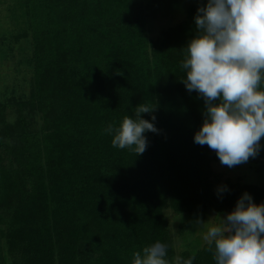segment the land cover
<instances>
[{
    "label": "trees",
    "instance_id": "16d2710c",
    "mask_svg": "<svg viewBox=\"0 0 264 264\" xmlns=\"http://www.w3.org/2000/svg\"><path fill=\"white\" fill-rule=\"evenodd\" d=\"M31 41L27 100L9 124L0 105V264H132L159 241L175 256L164 209L226 215L264 188L214 179L220 160L194 142L205 103L181 79L195 8L154 39L136 0H20ZM264 87V82H262ZM142 113L159 130L146 151L114 148L105 130ZM36 114L30 129L25 112ZM193 264H215L207 243Z\"/></svg>",
    "mask_w": 264,
    "mask_h": 264
},
{
    "label": "clouds",
    "instance_id": "9594fccd",
    "mask_svg": "<svg viewBox=\"0 0 264 264\" xmlns=\"http://www.w3.org/2000/svg\"><path fill=\"white\" fill-rule=\"evenodd\" d=\"M196 33L188 41L181 82L204 100V120L194 142L215 151L221 165L233 168L255 158L264 138V0H206L194 17ZM155 106L141 103L134 116L105 130L114 148L136 156L148 146L146 132L159 130L142 113ZM218 216V215H217ZM215 216V217H217ZM212 217V218H215ZM215 264H264V203L245 192L219 223L197 221ZM167 245L157 241L133 253L132 264H170ZM175 257L172 264H193Z\"/></svg>",
    "mask_w": 264,
    "mask_h": 264
},
{
    "label": "rangeland",
    "instance_id": "374dc122",
    "mask_svg": "<svg viewBox=\"0 0 264 264\" xmlns=\"http://www.w3.org/2000/svg\"><path fill=\"white\" fill-rule=\"evenodd\" d=\"M20 0H0V105L4 106V114L9 124L17 120L16 102L27 100L33 76L31 62V41L27 26L21 17ZM145 7L146 33L154 39L162 30L185 19L189 7L202 6L206 0H136ZM29 118L30 129H38L40 121L33 113L25 112ZM255 158L247 163L228 168L217 162L212 163L214 179L232 182L252 183L264 188V138ZM168 230L172 237L175 257L182 251H194L203 247L205 228L197 224L198 220L219 223L218 214L205 211L199 214L175 213L170 208L164 209ZM218 215V216H217ZM217 216V217H215ZM215 217V218H212Z\"/></svg>",
    "mask_w": 264,
    "mask_h": 264
}]
</instances>
